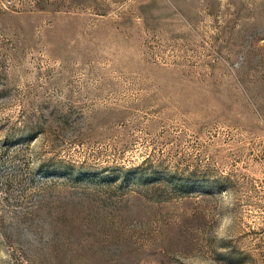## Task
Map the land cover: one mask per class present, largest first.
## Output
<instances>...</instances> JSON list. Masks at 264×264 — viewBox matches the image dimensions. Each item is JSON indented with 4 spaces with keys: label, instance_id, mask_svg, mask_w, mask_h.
Returning <instances> with one entry per match:
<instances>
[{
    "label": "rangeland",
    "instance_id": "obj_1",
    "mask_svg": "<svg viewBox=\"0 0 264 264\" xmlns=\"http://www.w3.org/2000/svg\"><path fill=\"white\" fill-rule=\"evenodd\" d=\"M0 264H264V0H0Z\"/></svg>",
    "mask_w": 264,
    "mask_h": 264
},
{
    "label": "clouds",
    "instance_id": "obj_2",
    "mask_svg": "<svg viewBox=\"0 0 264 264\" xmlns=\"http://www.w3.org/2000/svg\"><path fill=\"white\" fill-rule=\"evenodd\" d=\"M233 223L232 219L229 217H224L220 224L217 227V230L215 232V238L217 241L225 240L227 239V231L229 226Z\"/></svg>",
    "mask_w": 264,
    "mask_h": 264
}]
</instances>
